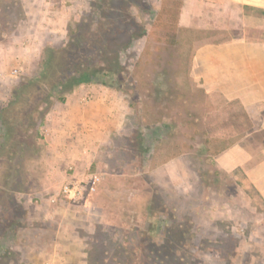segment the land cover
Here are the masks:
<instances>
[{"label":"rangeland","instance_id":"374dc122","mask_svg":"<svg viewBox=\"0 0 264 264\" xmlns=\"http://www.w3.org/2000/svg\"><path fill=\"white\" fill-rule=\"evenodd\" d=\"M169 1L112 0L117 22L126 8L131 17L132 39L117 35L130 41L120 82L73 89L89 100L93 91L78 90L93 86L116 106L88 162L49 152L43 102L24 133L35 137L30 149L14 161L0 149V184L10 176L0 186V264H264V202L243 171L264 147V107L247 112L204 92L192 68L203 36L178 29L175 45L162 41ZM97 3L0 0V109L45 50L96 23ZM78 179L84 192L66 197L63 183Z\"/></svg>","mask_w":264,"mask_h":264},{"label":"crops","instance_id":"0c3cea01","mask_svg":"<svg viewBox=\"0 0 264 264\" xmlns=\"http://www.w3.org/2000/svg\"><path fill=\"white\" fill-rule=\"evenodd\" d=\"M178 29L203 36L196 39L202 43L193 49L192 68L206 94L237 101L247 112L264 107V0H182ZM82 90L93 91L91 99L81 100L73 90L46 118L49 152L67 155L71 163L74 157L88 162L115 124L113 101L98 97L93 86ZM243 164L246 180L264 202V147Z\"/></svg>","mask_w":264,"mask_h":264},{"label":"trees","instance_id":"16d2710c","mask_svg":"<svg viewBox=\"0 0 264 264\" xmlns=\"http://www.w3.org/2000/svg\"><path fill=\"white\" fill-rule=\"evenodd\" d=\"M111 2L112 0H98L97 7H93L91 12V15L98 17L96 23L92 24L93 18L90 17L84 29L80 26L72 29L64 46L45 50L38 69L31 77L18 81L12 89L9 103L0 109V136L3 138L0 149H4L3 154L8 161H14L16 156L17 159L21 158L23 152L30 149L29 144L35 142V137L32 136L25 139L24 133L33 124L34 110L42 102L46 106L40 113L41 121L54 102L64 101V94L81 84L120 82L125 68L121 53L128 48L130 41L120 43L117 35H127L132 39L130 26L126 23L131 17L126 8L122 11L126 20L124 23L117 22L118 11ZM169 2L162 9L167 15V22L159 24L164 28L162 41L173 46L177 42L182 0ZM140 30L142 34L145 33L143 25ZM6 172L7 176L3 173L0 186L8 190L10 176Z\"/></svg>","mask_w":264,"mask_h":264},{"label":"built area","instance_id":"2783aa9c","mask_svg":"<svg viewBox=\"0 0 264 264\" xmlns=\"http://www.w3.org/2000/svg\"><path fill=\"white\" fill-rule=\"evenodd\" d=\"M89 182L87 183V185ZM86 188V182L84 179H78L76 181H67L63 183L61 187L62 193L70 199H78L82 195Z\"/></svg>","mask_w":264,"mask_h":264}]
</instances>
